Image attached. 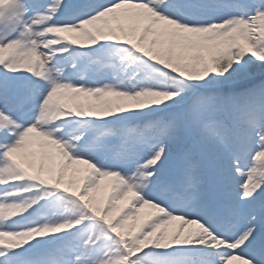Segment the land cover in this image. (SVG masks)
<instances>
[{"label":"snow or ice","instance_id":"6c2138e0","mask_svg":"<svg viewBox=\"0 0 264 264\" xmlns=\"http://www.w3.org/2000/svg\"><path fill=\"white\" fill-rule=\"evenodd\" d=\"M0 264H264V0H0Z\"/></svg>","mask_w":264,"mask_h":264},{"label":"rangeland","instance_id":"374dc122","mask_svg":"<svg viewBox=\"0 0 264 264\" xmlns=\"http://www.w3.org/2000/svg\"><path fill=\"white\" fill-rule=\"evenodd\" d=\"M104 194H105L104 191L101 190L100 192L97 193V196H98V197H102Z\"/></svg>","mask_w":264,"mask_h":264}]
</instances>
